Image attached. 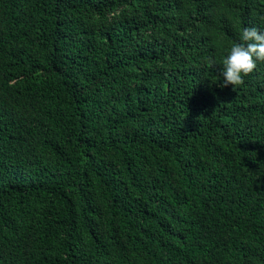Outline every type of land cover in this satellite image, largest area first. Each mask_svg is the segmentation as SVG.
<instances>
[{"label":"trees","instance_id":"trees-1","mask_svg":"<svg viewBox=\"0 0 264 264\" xmlns=\"http://www.w3.org/2000/svg\"><path fill=\"white\" fill-rule=\"evenodd\" d=\"M264 0H0V264H264Z\"/></svg>","mask_w":264,"mask_h":264},{"label":"clouds","instance_id":"clouds-1","mask_svg":"<svg viewBox=\"0 0 264 264\" xmlns=\"http://www.w3.org/2000/svg\"><path fill=\"white\" fill-rule=\"evenodd\" d=\"M258 62H264V28L244 26L222 60L223 85L239 86Z\"/></svg>","mask_w":264,"mask_h":264}]
</instances>
